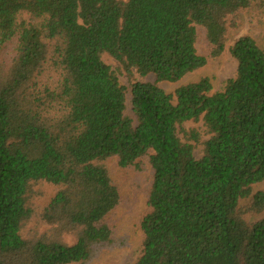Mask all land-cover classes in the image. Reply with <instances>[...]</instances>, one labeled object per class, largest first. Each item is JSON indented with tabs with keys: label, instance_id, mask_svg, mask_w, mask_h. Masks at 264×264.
I'll return each instance as SVG.
<instances>
[{
	"label": "trees",
	"instance_id": "16d2710c",
	"mask_svg": "<svg viewBox=\"0 0 264 264\" xmlns=\"http://www.w3.org/2000/svg\"><path fill=\"white\" fill-rule=\"evenodd\" d=\"M264 0H0V264H91L124 248L108 170L152 171L134 264H264V50L228 49L234 78L176 83L220 58ZM202 38L206 53H197ZM116 61L127 90L102 59ZM155 77L141 83L135 75ZM208 139L200 159L196 130ZM42 184L54 194L42 205ZM248 201L246 205L242 203ZM65 237L73 240L68 244Z\"/></svg>",
	"mask_w": 264,
	"mask_h": 264
},
{
	"label": "rangeland",
	"instance_id": "374dc122",
	"mask_svg": "<svg viewBox=\"0 0 264 264\" xmlns=\"http://www.w3.org/2000/svg\"><path fill=\"white\" fill-rule=\"evenodd\" d=\"M241 36H250L264 50V12L245 16L242 28L230 39L224 54L220 58L210 61L206 67L186 75L179 82H161L157 86L167 95L173 97L174 104H176L174 97L175 91L179 87L195 82L200 78H208L210 80L212 93L221 91L225 82L234 78L236 74V62L229 55L228 49ZM196 50L199 55H205L206 50L202 38L198 40ZM102 61L115 72L119 83L126 88V108L128 115H131L130 87L127 78L119 71V65L116 61L108 57H104ZM135 78L141 83H155V77L152 75L140 77L136 74ZM190 130H196L199 133V144H191L194 146V157L200 159L203 154L202 143L208 139V135L203 127L202 121H198L197 123L187 122L179 130V138L185 141L183 131L187 132ZM107 166L110 177L114 185L118 188L121 197V204L108 217V222L113 227L116 236L120 239H125L126 245L124 248L106 252L91 264H134L140 255L142 247L143 237L138 225L139 221L148 212L147 193L152 184V171L148 169L141 175L124 172L118 168L116 159H110ZM37 189L42 194V198L37 202L38 205H42L54 194V188L47 184H42ZM258 191H264V182L255 185L253 193ZM247 202L242 203V206L246 205ZM263 218L264 213L259 215L248 214L245 216V222L251 225ZM65 240L68 244L73 243L70 237H65Z\"/></svg>",
	"mask_w": 264,
	"mask_h": 264
}]
</instances>
